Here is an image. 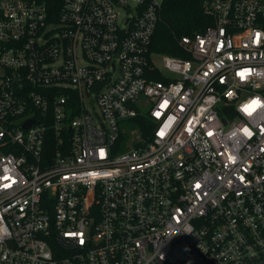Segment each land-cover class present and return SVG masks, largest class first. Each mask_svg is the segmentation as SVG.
I'll return each instance as SVG.
<instances>
[{"label":"built area","instance_id":"2783aa9c","mask_svg":"<svg viewBox=\"0 0 264 264\" xmlns=\"http://www.w3.org/2000/svg\"><path fill=\"white\" fill-rule=\"evenodd\" d=\"M163 1L0 0V264H264V0Z\"/></svg>","mask_w":264,"mask_h":264},{"label":"trees","instance_id":"16d2710c","mask_svg":"<svg viewBox=\"0 0 264 264\" xmlns=\"http://www.w3.org/2000/svg\"><path fill=\"white\" fill-rule=\"evenodd\" d=\"M40 1L46 5L50 18L56 20L63 0ZM203 1L164 0L153 34L151 51L175 57H189L180 42L181 38L201 32L212 24V17L204 12ZM134 120L143 136L148 137L153 131L152 120L147 115Z\"/></svg>","mask_w":264,"mask_h":264},{"label":"rangeland","instance_id":"374dc122","mask_svg":"<svg viewBox=\"0 0 264 264\" xmlns=\"http://www.w3.org/2000/svg\"><path fill=\"white\" fill-rule=\"evenodd\" d=\"M133 4V3H132ZM121 12L123 13L124 10L122 9ZM152 60L159 66V67H162V58H161V54L158 53V52H154L152 53V56H151ZM163 73L166 74L168 73L165 69H163ZM144 101V98L140 99L139 102L140 103H143ZM140 110L146 112L148 110L147 107H144V106H141L140 107Z\"/></svg>","mask_w":264,"mask_h":264},{"label":"snow or ice","instance_id":"6c2138e0","mask_svg":"<svg viewBox=\"0 0 264 264\" xmlns=\"http://www.w3.org/2000/svg\"><path fill=\"white\" fill-rule=\"evenodd\" d=\"M252 104L257 105L258 101H253ZM250 108H251V105L245 106L244 111L249 112ZM245 132H247V129H245Z\"/></svg>","mask_w":264,"mask_h":264}]
</instances>
